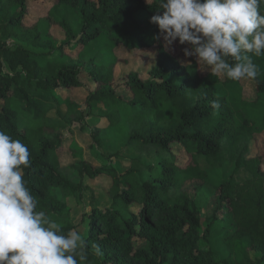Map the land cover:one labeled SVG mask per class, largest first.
Returning <instances> with one entry per match:
<instances>
[{
  "label": "trees",
  "instance_id": "trees-1",
  "mask_svg": "<svg viewBox=\"0 0 264 264\" xmlns=\"http://www.w3.org/2000/svg\"><path fill=\"white\" fill-rule=\"evenodd\" d=\"M36 1L50 2L47 13L26 25L29 3ZM63 8L77 16V30L53 17ZM156 14L162 12L154 0H0V130L28 146L24 179L36 210L64 233H81L88 245L83 264H264V170L262 157L252 155L256 136L264 133V62L251 56L255 80L201 70L194 57L182 61L154 39L158 29L149 20ZM52 26L62 30L61 41L50 36ZM100 39L109 42L101 63L86 55ZM121 49L153 50L146 77L130 70L116 78L119 64L127 63ZM248 81L255 86L251 101L243 99ZM77 89L86 91L82 103L58 94ZM61 105L65 111L50 117ZM96 111L104 128L88 122ZM75 127L88 133L96 166L82 158L81 148L70 147L69 163L61 156ZM107 146L113 151L106 154ZM183 156L186 165L179 164ZM201 160L230 172L210 198ZM242 171L249 177L238 181ZM102 177L110 180L106 206L89 184ZM68 194L89 195L83 211H71ZM216 225L226 230L221 260L203 247Z\"/></svg>",
  "mask_w": 264,
  "mask_h": 264
},
{
  "label": "clouds",
  "instance_id": "clouds-1",
  "mask_svg": "<svg viewBox=\"0 0 264 264\" xmlns=\"http://www.w3.org/2000/svg\"><path fill=\"white\" fill-rule=\"evenodd\" d=\"M148 2V0H147ZM162 14L149 23L163 47L187 45L201 70L224 79L255 80L251 56L264 55L262 0H154ZM219 109L218 100L211 101ZM31 166L28 146L0 130V264H83L87 242L75 229L64 233L44 211L27 186L24 169ZM102 255L98 244L91 245Z\"/></svg>",
  "mask_w": 264,
  "mask_h": 264
},
{
  "label": "rangeland",
  "instance_id": "rangeland-1",
  "mask_svg": "<svg viewBox=\"0 0 264 264\" xmlns=\"http://www.w3.org/2000/svg\"><path fill=\"white\" fill-rule=\"evenodd\" d=\"M50 2H30L29 3V14L27 18L25 19L26 25H32L37 22V20L43 16L46 15L47 10L49 8ZM53 17L55 19H66L68 20L74 27L75 30L79 28L77 16L70 8H63L58 11H53ZM45 29V28H44ZM50 36H52V39L56 41H61L63 38V32L58 26H52L48 30ZM9 44H11V41H8ZM109 46V42L107 39H100L92 43L89 48L86 50L87 56H97V61L99 63L105 62L108 60L109 57V51L107 47ZM186 47L185 45H179L178 43H174L172 45L173 50H169L170 52L175 53L182 61H187V58L183 56L182 49ZM121 57L127 59L126 64L120 63L117 67L116 71V78L118 80H121L123 75L127 73L128 71H139L143 73V77H146L144 72L149 69L152 65L151 59L154 55L153 50H142L139 52L131 53L128 50L121 49ZM124 53V54H123ZM56 54H53L54 57ZM260 59L264 62V56H260ZM85 76L82 75V79ZM244 94L243 99L246 101H251L255 99V86L254 83L251 81L244 82ZM229 92L234 95L236 94L234 89H229ZM58 94L60 96H72L76 101L82 103L86 94V91L84 89H77L73 92L59 91ZM241 98V94H240ZM65 111V107L61 105L59 107L58 111L53 110L50 112L49 116L52 118H58L63 112ZM59 113V114H58ZM88 122L91 126L104 128L106 126V120L97 114V111L93 116L88 118ZM74 134L70 136L67 140L63 143V152L61 153V156L69 163L71 162V152L70 147H75L76 149L81 148V156L84 160L92 164L93 166H96L97 163L93 159V155L90 153L88 149V145L90 144V139L87 132H81L77 127L74 129ZM120 140H118V143ZM74 143V145H73ZM103 152L106 154L108 152L113 151L111 146H107L103 148ZM252 155H260L262 157L261 164L262 168L264 170V133L259 134L256 136V141L253 144L252 149ZM64 160V161H65ZM188 163L187 157L183 156L179 159V164L186 165ZM200 168L201 170H206L209 173V179L208 183L204 186V194L206 197L210 198L214 193V187L217 185L220 181H223L225 179H228L230 176L229 171H218L214 168H212L209 164H207L204 160H201L200 162ZM249 177V174L245 171L239 172L235 178L238 181H243ZM89 184L92 187V190L94 192L95 197L99 201L101 206L109 205V199L106 196V190L110 186V180L106 177L98 178L94 181H89ZM191 182L188 181L183 189H186L190 186ZM56 193V192H55ZM59 196V194L57 193ZM60 197V196H59ZM90 197L89 195L82 194V196H77L68 194L65 198L67 205L71 209V211L76 212V214L83 211V201H89ZM82 200V201H81ZM202 213V220L205 217V210H200ZM76 219V218H75ZM226 233V230L221 225H216L214 228V232L212 235H210L205 242L203 243V247L205 249H210L214 252L215 257L219 260L224 259L226 257V245L223 240V237ZM81 234V233H80Z\"/></svg>",
  "mask_w": 264,
  "mask_h": 264
}]
</instances>
